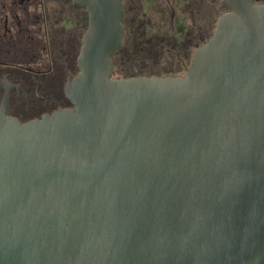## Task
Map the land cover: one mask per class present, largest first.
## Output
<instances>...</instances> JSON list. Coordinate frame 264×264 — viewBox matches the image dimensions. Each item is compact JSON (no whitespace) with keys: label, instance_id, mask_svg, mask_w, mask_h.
Returning <instances> with one entry per match:
<instances>
[{"label":"water","instance_id":"water-1","mask_svg":"<svg viewBox=\"0 0 264 264\" xmlns=\"http://www.w3.org/2000/svg\"><path fill=\"white\" fill-rule=\"evenodd\" d=\"M72 1V108L0 114V264H264V3L223 0L183 77L113 79L122 0Z\"/></svg>","mask_w":264,"mask_h":264},{"label":"flooded vegetation","instance_id":"flooded-vegetation-1","mask_svg":"<svg viewBox=\"0 0 264 264\" xmlns=\"http://www.w3.org/2000/svg\"><path fill=\"white\" fill-rule=\"evenodd\" d=\"M222 1L122 0L112 72L116 67L120 79L183 77L226 12ZM86 27V12L72 0H0V114L26 123L72 108L64 88L78 73Z\"/></svg>","mask_w":264,"mask_h":264},{"label":"rangeland","instance_id":"rangeland-1","mask_svg":"<svg viewBox=\"0 0 264 264\" xmlns=\"http://www.w3.org/2000/svg\"><path fill=\"white\" fill-rule=\"evenodd\" d=\"M216 17L218 18V15ZM112 78L113 79H120L119 75L117 74V68L116 67L113 68Z\"/></svg>","mask_w":264,"mask_h":264}]
</instances>
